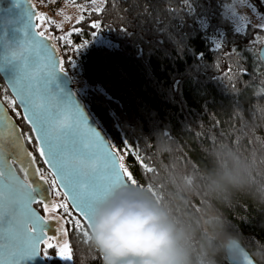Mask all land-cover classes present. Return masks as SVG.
Returning <instances> with one entry per match:
<instances>
[{
	"label": "trees",
	"instance_id": "obj_1",
	"mask_svg": "<svg viewBox=\"0 0 264 264\" xmlns=\"http://www.w3.org/2000/svg\"><path fill=\"white\" fill-rule=\"evenodd\" d=\"M68 1L80 5L90 0ZM229 1L191 0L180 15L171 17L165 9H183L180 0H103L100 12L88 9L81 13L84 21L72 24L83 32H74L71 44L56 39L67 29L52 24L51 40L72 82L74 74L84 77L86 87L77 95L133 178L165 198L178 192L188 200L186 210L205 221L226 218L231 232L243 234L255 262L264 264V67L252 79L240 74L239 57L226 54L233 44L242 50L251 38V32L247 39L238 36L224 16L223 4ZM254 3L264 13V3ZM146 4L152 21L143 14ZM157 16L169 23L181 47L153 25ZM91 20L102 24L95 35L90 34ZM141 20L146 23L141 25ZM129 21V29L123 30ZM217 40L224 41L223 50L215 49ZM244 55L243 67L251 73L252 56ZM68 56L73 57L69 62ZM0 90L12 98L1 76ZM9 110L26 137H33L22 115H15L20 112L17 104ZM30 141L36 151L35 140ZM224 146L250 163L252 179L243 187L209 194L204 177L216 168L218 149ZM137 151L142 161L135 158ZM145 165L155 171L147 172ZM37 210L43 214L41 207ZM79 235L66 236L72 246L71 264H103L90 241L86 245L81 237L77 243ZM41 255L49 264H63L56 248L43 244Z\"/></svg>",
	"mask_w": 264,
	"mask_h": 264
},
{
	"label": "snow or ice",
	"instance_id": "obj_2",
	"mask_svg": "<svg viewBox=\"0 0 264 264\" xmlns=\"http://www.w3.org/2000/svg\"><path fill=\"white\" fill-rule=\"evenodd\" d=\"M54 2H56V0H54ZM92 2L95 3V0H92ZM180 2L184 5L183 9H165L169 12L171 17L180 15L182 10L188 8L191 0H180ZM260 2L264 3V0H260ZM238 6L241 9L247 7L253 15L258 16L260 22L253 24L249 17L245 23L244 21L247 14L242 11L238 14L231 9L225 10L223 4L224 15L232 18L236 22V34L247 39L249 32H251V38L248 39V43L242 50L233 44L232 49L226 54L239 57L241 62L240 74H247L250 78L255 79L256 74H259L261 68L264 67V37L261 36V34L264 33V13L258 10L254 0H238ZM93 11L100 12L101 9L97 7ZM143 14L147 15L149 21L153 20V14L149 11L147 4L144 6ZM36 19L38 21L43 19L45 22L55 25L56 27H62V25L57 24L56 21L47 17L45 13H38ZM84 20L85 16L81 15L76 20L75 24L79 25L80 22ZM144 23H146V21H140L141 25ZM130 25L131 21H129L128 26L121 28L123 30H128ZM153 25L158 28V31L167 34L169 38L173 39L178 48L181 47V41L176 40L175 36L169 32V23L163 22L159 16H157L154 18ZM90 28L92 29L90 34L95 35L97 30L102 28V24L99 20H91ZM74 32L82 33L83 29L78 26H73L67 30L64 35L57 36L56 39L64 41L65 45H69L72 43L70 37ZM39 35L44 36L45 33L40 32ZM48 39L51 40L52 37H48ZM223 42V40L215 41V49L218 51L223 50ZM86 43L87 40L82 44L75 45L74 50L77 51ZM245 52L251 55L253 59L251 73H249L246 67H243V64L247 63V57L244 55ZM72 58V56H68V62L71 61ZM60 63L62 64L63 61H60ZM59 71L63 72V67H60ZM228 71L231 72V69ZM11 87L15 91L16 97L19 98V106L24 109L23 119L33 126V131L38 133V137H25V134L19 131L15 122L8 115L9 106H12L14 110L16 107V100L4 94L2 90H0V125H3L5 121L12 123L17 140H20L22 137L29 140L34 138L38 139L41 146L38 147L37 151L41 160L51 165L52 168L56 169V172L52 174L54 178L49 179L43 174V170L36 167V157L32 156L31 153H25L29 158V163L32 164L34 183L40 184V189L37 190V188L32 185H27V189L30 191H25V186L16 180V183L19 185L17 191L21 192V207L23 209L21 212L6 209L3 184L0 183V220H3L5 212L8 211L9 219L13 226V231L8 237H5L2 230H0V264H23L24 261L40 253L38 246L41 243H46L48 248L59 249L58 255L64 260H69L72 256V246L68 241H64L63 243L60 242L64 240V237L67 236L69 232H72L74 236L76 233H80V235L77 236V243L81 242V237L83 238L82 242L84 244L87 245L89 243V231L86 229L85 224L81 223V219L73 215V212L78 213L79 217L90 227L91 213L98 202L105 199L118 184L125 182L137 184L138 182L133 178L128 168L123 165V156L120 155L116 146L102 140L100 135L91 127L88 128L87 141L81 143L80 150L72 148L71 153L65 155L64 145L61 142L63 132L52 130V114L41 111L40 105L34 102V96H36L37 93L33 90V86L27 74L18 76L12 81ZM233 91L235 94V90ZM237 106L241 107L238 102ZM74 107L73 117L86 123L87 121L80 109L76 105ZM251 114L255 116V107L251 109ZM15 115L20 116L21 113L16 111ZM44 144L48 145L47 149L43 147ZM10 147L12 149L11 154L15 155V145L10 144ZM135 158L138 161L143 160L139 151L135 153ZM4 163L3 147L0 146V165ZM145 168L149 173L155 171V169L147 165H145ZM9 171H11L10 167ZM3 176V171H0V180H2ZM56 177L60 178L64 186L71 190L70 193L60 190V184L57 183ZM38 196H41V199L37 200L36 197ZM52 196H63V199L55 201L51 198ZM69 198L72 201L71 209L68 204ZM32 203H40L46 212H58V210L59 212L57 215H50L44 218L37 215L35 210L31 209L30 205ZM43 219L57 221L59 225V237L56 235L46 236L45 228L47 225H41L40 223ZM26 221H30V223ZM65 224L68 225L67 228L64 227ZM29 233H31V235H29ZM53 240L57 242L53 244L51 242Z\"/></svg>",
	"mask_w": 264,
	"mask_h": 264
},
{
	"label": "clouds",
	"instance_id": "obj_3",
	"mask_svg": "<svg viewBox=\"0 0 264 264\" xmlns=\"http://www.w3.org/2000/svg\"><path fill=\"white\" fill-rule=\"evenodd\" d=\"M216 159V168L204 177L209 194L251 181L250 163L232 148L218 149ZM187 204L178 192L165 198L144 184H118L95 205L89 241L103 264H219L217 257L245 264L243 234L231 232L226 218L205 221L186 210Z\"/></svg>",
	"mask_w": 264,
	"mask_h": 264
},
{
	"label": "water",
	"instance_id": "obj_4",
	"mask_svg": "<svg viewBox=\"0 0 264 264\" xmlns=\"http://www.w3.org/2000/svg\"><path fill=\"white\" fill-rule=\"evenodd\" d=\"M37 14L38 10L31 0H0V76L12 98L16 100L22 117L24 116V109L19 106V98L16 97L11 83L18 76L27 74L33 90L37 93L34 96V102L40 105L41 111L52 114V130L63 132L61 142L64 145L65 155L70 154L72 148L80 150L81 143L87 141L89 127L93 128L102 140L108 142L106 136L88 112L84 102L74 91V84L69 74L65 71H59L61 67L60 56L52 40H49L46 36L39 35L36 22ZM75 105L82 112L87 121L86 123L73 117ZM25 123L30 127L32 136L38 137V133L33 131V126L26 121ZM6 134L7 122L5 121L3 125H0V136ZM34 140L38 149L41 146L40 141L35 138ZM43 147L47 149L48 145L44 144ZM37 154L39 156L38 151ZM41 161L51 175L56 172V169L52 168L51 165L44 163L43 160ZM9 167L11 171H9ZM0 171L4 173L0 183L3 184L6 209L15 210L16 212L23 211L21 207V192L17 191L19 185L16 180L25 186V191H30L27 189L28 184L21 180L11 164L4 163L0 165ZM56 179L57 183L60 184V190L70 193L71 190L64 186L60 178L56 177ZM36 199H41V196L36 197ZM35 204L32 203L30 205L31 209L35 210L37 215L44 217L35 208ZM68 204L71 208L72 201L70 198ZM74 213L79 217L78 213ZM79 218L89 231L88 224L81 217ZM26 222L30 223V221ZM40 223L41 225H47L45 233L46 236H50V220L43 219ZM0 230H2L5 237H8L13 231L8 211L5 212L3 220H0ZM43 244L41 243L38 246L40 253L24 261L23 264H49L41 255ZM225 261L232 264L231 261ZM244 261L245 264H257L248 250L245 253Z\"/></svg>",
	"mask_w": 264,
	"mask_h": 264
},
{
	"label": "rangeland",
	"instance_id": "obj_5",
	"mask_svg": "<svg viewBox=\"0 0 264 264\" xmlns=\"http://www.w3.org/2000/svg\"><path fill=\"white\" fill-rule=\"evenodd\" d=\"M61 4L60 6L56 7L55 3ZM42 0L39 2H33V5L38 9V13H45L47 17L51 18L52 20L56 21L57 24L62 25L64 29L69 30L72 24L81 16V13L88 9H95L97 7H101L103 5V0H95V3L90 0L89 2L82 3L80 5H76L73 3H70L68 0ZM62 9V11H61ZM231 9L232 11H236L238 14L242 11L243 13L247 14L245 18V23L247 22V18H251V22L253 24L259 23V19L257 15H253L252 12L247 8L243 7L242 9L238 6V0H230L228 3H226L225 10ZM225 16V15H224ZM226 17V16H225ZM70 18V19H69ZM233 24L236 27V22L230 18ZM54 30V27H51L49 23L45 22L43 19L40 21L37 20V31L38 33L44 32L46 37H52L51 31ZM262 36V35H261ZM264 37V36H262ZM73 83L75 87V91L77 94H83V91L86 87V81L83 76L79 74L73 75ZM23 133V132H22ZM33 145V144H32ZM55 201H60L63 199L62 196H52L51 197ZM39 207L43 210V216L47 218L50 215H57L58 212H46L44 211L43 207L40 205ZM57 223V221L52 220ZM59 228V225H58ZM53 235H56L59 237L60 233H54ZM64 241H67L66 236L64 237V240L60 241L63 243ZM53 244H55L57 241L53 240L51 241ZM44 245L47 247V244L44 243ZM59 249L56 248L57 256L62 260L63 264H71L70 259L64 260L58 255ZM50 258H48L49 260Z\"/></svg>",
	"mask_w": 264,
	"mask_h": 264
},
{
	"label": "flooded vegetation",
	"instance_id": "obj_6",
	"mask_svg": "<svg viewBox=\"0 0 264 264\" xmlns=\"http://www.w3.org/2000/svg\"><path fill=\"white\" fill-rule=\"evenodd\" d=\"M8 115L15 122V125L18 127L19 131L22 132L19 127V124L15 121V117L10 110L8 111ZM24 134L26 137V132H24ZM10 144L15 145V155L11 154L12 149L10 147ZM0 146L3 147V158L5 164H11V166L15 169L16 173L21 178V180H23L28 185H32L33 187L37 188V190L40 189V184L34 183V177L32 175V164L29 163V158L25 155V153H31L32 156H35L36 167H39L41 170H43V174L49 179L53 178L52 175L49 173V171L45 167H43L44 164L41 163L42 161H39L38 159L39 156L37 154V147H36V151H34L32 142L29 139H26L24 137L20 138V140L16 139L15 131L12 123L7 122V134L0 136ZM40 205H41L40 203H36L35 208L37 209V207H39ZM50 223L51 226L49 232L51 234L50 236H52L54 233L58 232V224L52 220H50ZM218 258L221 261L226 260V259L224 260L222 257H218Z\"/></svg>",
	"mask_w": 264,
	"mask_h": 264
},
{
	"label": "built area",
	"instance_id": "obj_7",
	"mask_svg": "<svg viewBox=\"0 0 264 264\" xmlns=\"http://www.w3.org/2000/svg\"><path fill=\"white\" fill-rule=\"evenodd\" d=\"M54 5H55L56 7H58V6H60L61 4H59V3L56 2ZM37 10H38V9H37Z\"/></svg>",
	"mask_w": 264,
	"mask_h": 264
}]
</instances>
